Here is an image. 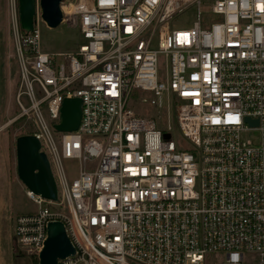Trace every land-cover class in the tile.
I'll list each match as a JSON object with an SVG mask.
<instances>
[{
    "label": "built area",
    "instance_id": "1",
    "mask_svg": "<svg viewBox=\"0 0 264 264\" xmlns=\"http://www.w3.org/2000/svg\"><path fill=\"white\" fill-rule=\"evenodd\" d=\"M191 9L193 26L172 29ZM62 11L83 42L44 51L39 0L29 32L8 0L19 112L0 131L34 123L58 194L27 190L38 209L15 218L20 250L38 257L62 221L75 253L58 264H264V0H66ZM134 90L167 127L129 106ZM73 97L80 125L58 131Z\"/></svg>",
    "mask_w": 264,
    "mask_h": 264
},
{
    "label": "rangeland",
    "instance_id": "2",
    "mask_svg": "<svg viewBox=\"0 0 264 264\" xmlns=\"http://www.w3.org/2000/svg\"><path fill=\"white\" fill-rule=\"evenodd\" d=\"M66 0L63 1V4ZM197 20L196 10L191 9L175 17L171 22L172 29H185L193 26ZM83 42L78 28L69 27L62 22L52 28L45 23L40 25V47L49 52H73ZM161 58L159 78L164 80L165 73ZM19 81V65L16 58L15 37L8 14V0H0V125L19 112L16 102V89ZM144 92L134 90L128 101L129 106L143 116L153 118L159 127H167L166 110H158L143 100ZM170 131L174 142L184 144L174 113L170 110ZM34 123L18 119L6 129L0 131V264H39V257L20 250L14 236L15 218L18 214L29 213L38 209L28 195V188L17 175L15 140L23 134H30ZM258 135V132H254ZM70 171L76 168L74 161H66ZM224 253L210 256L208 262L221 263ZM249 264L256 262V256L247 255Z\"/></svg>",
    "mask_w": 264,
    "mask_h": 264
},
{
    "label": "water",
    "instance_id": "3",
    "mask_svg": "<svg viewBox=\"0 0 264 264\" xmlns=\"http://www.w3.org/2000/svg\"><path fill=\"white\" fill-rule=\"evenodd\" d=\"M64 0H39L41 17L52 28L58 27L63 20L62 3ZM21 28L32 31L36 13V0H18ZM82 99L65 98L61 107V122L55 125L58 131L76 130L81 121ZM249 120V119H248ZM253 125L258 121H251ZM166 137L168 135L166 134ZM40 140L34 134H23L16 138L17 175L22 183L35 194L57 200V186L46 153ZM47 239L39 253V264H58V260L75 253V246L68 236L62 221H50Z\"/></svg>",
    "mask_w": 264,
    "mask_h": 264
}]
</instances>
